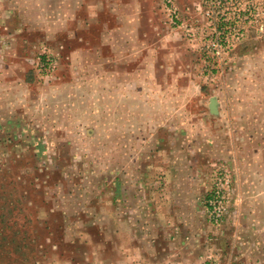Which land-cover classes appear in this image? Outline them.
I'll list each match as a JSON object with an SVG mask.
<instances>
[{
    "label": "rangeland",
    "instance_id": "obj_1",
    "mask_svg": "<svg viewBox=\"0 0 264 264\" xmlns=\"http://www.w3.org/2000/svg\"><path fill=\"white\" fill-rule=\"evenodd\" d=\"M139 2L1 9L0 264H264V0Z\"/></svg>",
    "mask_w": 264,
    "mask_h": 264
},
{
    "label": "crops",
    "instance_id": "obj_2",
    "mask_svg": "<svg viewBox=\"0 0 264 264\" xmlns=\"http://www.w3.org/2000/svg\"><path fill=\"white\" fill-rule=\"evenodd\" d=\"M116 5L119 8V12H121L119 15V21L121 22L122 20L124 22L130 20L129 18L133 15L131 10L137 11L141 6L139 0H129L127 2L120 0H4L3 3L0 1V12L2 11L1 9H5V13L13 15V18H18L15 11L17 9V12L23 13L24 16L26 15L24 20H22L25 27L58 32L69 29L74 22L80 23L83 18V15L80 17L82 9L87 13L86 15H89V19L86 22L92 24L102 20L108 7H115ZM137 13L135 14L137 15ZM132 17L131 19L134 20ZM105 30L104 37L111 35L109 32L111 28ZM104 42H102V45L106 44ZM107 44L108 46L114 45L112 41ZM135 44L128 43L126 39H122L119 42L117 41L116 46L119 45L120 48L128 50L131 45ZM124 52L126 53V51ZM86 55L87 53L83 49H77L71 53L72 60L77 62V64H84ZM78 58L79 61L77 60Z\"/></svg>",
    "mask_w": 264,
    "mask_h": 264
},
{
    "label": "built area",
    "instance_id": "obj_3",
    "mask_svg": "<svg viewBox=\"0 0 264 264\" xmlns=\"http://www.w3.org/2000/svg\"><path fill=\"white\" fill-rule=\"evenodd\" d=\"M49 62H50V64H47V65H49L50 67L53 66L52 61H49Z\"/></svg>",
    "mask_w": 264,
    "mask_h": 264
},
{
    "label": "trees",
    "instance_id": "obj_4",
    "mask_svg": "<svg viewBox=\"0 0 264 264\" xmlns=\"http://www.w3.org/2000/svg\"><path fill=\"white\" fill-rule=\"evenodd\" d=\"M11 239L14 241V238L13 237H11Z\"/></svg>",
    "mask_w": 264,
    "mask_h": 264
}]
</instances>
